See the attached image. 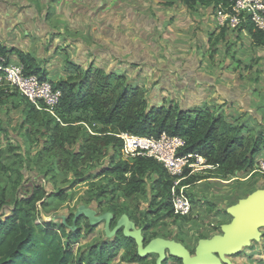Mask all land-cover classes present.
Returning a JSON list of instances; mask_svg holds the SVG:
<instances>
[{"label": "trees", "instance_id": "obj_1", "mask_svg": "<svg viewBox=\"0 0 264 264\" xmlns=\"http://www.w3.org/2000/svg\"><path fill=\"white\" fill-rule=\"evenodd\" d=\"M181 1L192 8L195 4L206 3L216 6L225 0ZM242 28L247 30L254 44L264 46V31L254 29L251 24ZM0 53L7 55L1 45ZM16 54L25 74L46 79L33 57L21 51ZM70 65L76 72L74 76L51 81L61 92L58 111L67 125L54 123L33 106L27 111L23 124L37 121L41 124L45 134L42 150L44 154L57 157L59 169L81 178L78 169L82 164L102 162L107 154L108 158L96 173L108 177L112 190L123 200L149 192L150 203L140 215L125 207L124 213L131 222L127 232L123 225L117 227L113 222L112 236L82 246V235H90L95 228L85 215L70 214L65 222L42 221L37 217V203L44 205L43 198L48 196L43 187H34L23 195L15 190L11 204L5 201V190L0 188V264H107L116 257L127 263L183 264L171 250L165 251L160 262L157 261L159 255L154 258L151 252L140 254L137 237L131 231L140 229L143 234L147 233L153 226L148 216L159 211L173 216L171 189L174 178L152 158L137 156L131 163L119 159L117 155L123 141L117 134L126 132L154 138L161 133L181 136L185 143L177 155H199L207 166L206 177L225 179L249 175L254 169L256 155L264 150V129L243 132L241 125L227 121L218 108L210 110L206 105L183 109L175 103L149 104L143 87L127 81L124 74L106 71L93 64L84 68L78 64ZM73 114L77 116L73 121L69 120ZM108 150L110 152L106 153ZM6 169L0 162V170ZM189 171L190 168L184 169L185 177L175 185V192H179L181 186L206 178L190 175ZM149 177L152 181L147 183ZM49 196L63 197L62 189ZM5 206L9 207V213L1 212ZM149 243L146 239L142 241L144 247Z\"/></svg>", "mask_w": 264, "mask_h": 264}, {"label": "crops", "instance_id": "obj_2", "mask_svg": "<svg viewBox=\"0 0 264 264\" xmlns=\"http://www.w3.org/2000/svg\"><path fill=\"white\" fill-rule=\"evenodd\" d=\"M218 4L0 0V45L13 62L19 61L16 51L33 57L49 81L74 76L70 63L93 64L142 86L149 104L206 105L234 125L250 120L249 127L258 129L264 125V91L243 76L245 67L264 64V46L253 43L244 25L218 26ZM1 107L26 116L32 105L0 87Z\"/></svg>", "mask_w": 264, "mask_h": 264}, {"label": "rangeland", "instance_id": "obj_3", "mask_svg": "<svg viewBox=\"0 0 264 264\" xmlns=\"http://www.w3.org/2000/svg\"><path fill=\"white\" fill-rule=\"evenodd\" d=\"M252 65L245 67L248 74L243 79L256 91L260 89L263 92L264 64L255 66V69H251ZM12 92L17 94L14 90ZM261 92L259 91L260 94ZM24 115L23 111L9 113L6 110L4 112L3 107L0 108V162L7 167L6 170H0V188L5 190V201L12 203L15 190L23 195L30 193L34 187H43L48 196L43 198L44 205L37 203L39 220L65 222L70 214H83L95 224L90 235H82V246L112 236L113 222L117 227L123 225L124 230L128 231L131 222L124 213L125 207L140 215L150 203V193L137 194L126 200V203L119 193L112 190L109 178L96 173L108 158L107 154L101 159L102 162L82 164L78 169L82 174L81 178H76L70 171L59 169L57 157L44 154L42 150L45 134L41 124L38 121L23 124ZM242 115L239 112L236 117L235 114L231 115V118H240ZM76 116L73 114L69 120L73 121ZM249 121L241 124L245 132L264 129V125L258 129L249 127ZM191 169L192 175L207 176V166L204 163L195 160ZM151 181L152 177H149L147 183ZM57 189H62L63 197L49 196ZM182 190L193 205L190 215L179 218L159 211L148 216V219H152L153 226L147 233L143 234L140 229L132 230L131 233L138 238L142 237V241L146 239L151 242L158 238L175 241L192 252L194 257L202 240L224 235L241 204L252 194L264 191V174H239L225 179L206 177L189 186L180 187V191ZM3 211L9 213V207H3L1 212ZM151 254L154 258L159 255L157 250L151 251ZM219 261L229 264H264V225L258 228L256 236L244 242L239 254L219 257ZM107 264L137 263H127L116 257Z\"/></svg>", "mask_w": 264, "mask_h": 264}, {"label": "built area", "instance_id": "obj_4", "mask_svg": "<svg viewBox=\"0 0 264 264\" xmlns=\"http://www.w3.org/2000/svg\"><path fill=\"white\" fill-rule=\"evenodd\" d=\"M246 24H251L256 30L264 31V0H225L218 4V26L238 28ZM23 69L20 61L13 62L6 54L0 53V87L16 91L36 110L44 112L54 123L66 126L67 123L58 111L60 90L54 88L51 81L39 79L35 74H25ZM84 125L90 133H94L86 124ZM117 136L123 141L117 157L128 163L137 156L149 157L157 161L174 178V186L171 189L173 215L177 217L190 215L193 211L192 202L183 190L180 191V188L179 192H175V185L185 177L183 176L185 168L192 167L195 160L204 163V159L196 154L177 155L178 149L185 143V139L178 135L161 133L159 137L154 138L121 132ZM253 172L264 174V157L256 159L250 174ZM188 174H193L192 169Z\"/></svg>", "mask_w": 264, "mask_h": 264}, {"label": "water", "instance_id": "obj_5", "mask_svg": "<svg viewBox=\"0 0 264 264\" xmlns=\"http://www.w3.org/2000/svg\"><path fill=\"white\" fill-rule=\"evenodd\" d=\"M261 225H264V191L252 194L241 204L238 215L225 229L224 235L202 240L194 257L175 241L158 238L144 247L143 238L136 237L140 254L157 250L158 262L164 257L166 250H171L182 259L183 264H220L219 257L239 254L244 242L256 236Z\"/></svg>", "mask_w": 264, "mask_h": 264}, {"label": "bare ground", "instance_id": "obj_6", "mask_svg": "<svg viewBox=\"0 0 264 264\" xmlns=\"http://www.w3.org/2000/svg\"><path fill=\"white\" fill-rule=\"evenodd\" d=\"M236 216L238 215V214H235ZM235 218V217H234ZM232 222V221H231ZM226 228V227H225Z\"/></svg>", "mask_w": 264, "mask_h": 264}]
</instances>
